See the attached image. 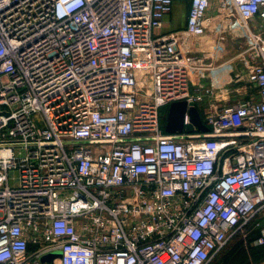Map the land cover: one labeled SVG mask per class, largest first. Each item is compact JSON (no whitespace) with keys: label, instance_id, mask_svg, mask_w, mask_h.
Listing matches in <instances>:
<instances>
[{"label":"built area","instance_id":"obj_1","mask_svg":"<svg viewBox=\"0 0 264 264\" xmlns=\"http://www.w3.org/2000/svg\"><path fill=\"white\" fill-rule=\"evenodd\" d=\"M175 1L0 0V264H211L248 234L264 209V0H218L213 18V0H188L189 35L244 39L259 98L170 135L162 108L200 99L194 58L163 32Z\"/></svg>","mask_w":264,"mask_h":264},{"label":"crops","instance_id":"obj_2","mask_svg":"<svg viewBox=\"0 0 264 264\" xmlns=\"http://www.w3.org/2000/svg\"><path fill=\"white\" fill-rule=\"evenodd\" d=\"M189 7L188 0H176L171 14L166 17L163 32L174 33L180 46L188 53L199 54L196 58L200 59L194 62L190 70L189 84L191 94L200 96L196 106L201 116L205 117L209 112L247 98H259L255 86L248 79V67L246 60L241 56V49L237 53L227 55L224 48H212L208 43L203 45L202 38L197 40L185 30ZM214 13L209 12V15L213 18ZM206 39L218 40L213 36ZM139 58L140 55L137 54V60ZM263 225L264 209L250 222L248 234L232 238L226 250L211 264H264V246L254 244Z\"/></svg>","mask_w":264,"mask_h":264},{"label":"rangeland","instance_id":"obj_3","mask_svg":"<svg viewBox=\"0 0 264 264\" xmlns=\"http://www.w3.org/2000/svg\"><path fill=\"white\" fill-rule=\"evenodd\" d=\"M217 6H218V0H213L212 1V6H211V9H210V13L211 12H215L214 14L217 13ZM220 18V17H218ZM218 21V20H216ZM174 22V21H172ZM214 29L212 30H208V32L205 34V35H201V36H193L195 37V39H199V38H202L203 40V45L204 44H207L208 43V46L209 47H212V48H218L220 47L221 49L224 48L223 50L226 51V54H234V53H237L240 49H241V46H243V42H244V39L243 38H240V37H236L235 34L231 31H223L222 30V25L220 24H214ZM210 36H213V37H216L218 40H208L205 38H208ZM193 38V40H195ZM196 40V41H197ZM219 41V42H217ZM195 42V41H194ZM193 43V41H192ZM145 52H141V55L143 58H141L139 60V64L137 65V71L139 73V78H140V83L143 84L142 85V88L146 91L149 90V84L151 83V78H150V75H151V66H150V54L147 55V53ZM191 57L194 58L195 60V63L196 61H198L200 58H196L197 55L199 54H195V53H189ZM194 64V63H193ZM167 113H168V109L167 107L165 108H162L161 110V116H162V123L164 124L165 122V119L167 118ZM14 171L11 173V176L14 175ZM16 184V182H14ZM226 250V249H225ZM224 250V251H225ZM44 261V259H43Z\"/></svg>","mask_w":264,"mask_h":264},{"label":"water","instance_id":"obj_4","mask_svg":"<svg viewBox=\"0 0 264 264\" xmlns=\"http://www.w3.org/2000/svg\"><path fill=\"white\" fill-rule=\"evenodd\" d=\"M187 112L190 117V123L185 127L184 117ZM196 130L204 133L209 131V128L203 122L196 104L185 100L172 103L168 109L165 131L170 135H176L183 133L190 134ZM59 256L60 252H56L44 259L54 262Z\"/></svg>","mask_w":264,"mask_h":264},{"label":"trees","instance_id":"obj_5","mask_svg":"<svg viewBox=\"0 0 264 264\" xmlns=\"http://www.w3.org/2000/svg\"><path fill=\"white\" fill-rule=\"evenodd\" d=\"M238 236V235H237ZM236 237V236H235ZM234 237V238H235ZM227 246H228V244H227ZM227 246L224 248V250L227 248ZM224 250H222L218 255H220Z\"/></svg>","mask_w":264,"mask_h":264}]
</instances>
